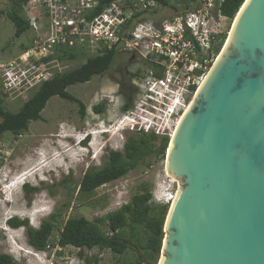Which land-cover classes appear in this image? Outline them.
Listing matches in <instances>:
<instances>
[{
  "label": "rangeland",
  "instance_id": "obj_1",
  "mask_svg": "<svg viewBox=\"0 0 264 264\" xmlns=\"http://www.w3.org/2000/svg\"><path fill=\"white\" fill-rule=\"evenodd\" d=\"M171 2L186 9L182 0ZM11 4L12 0H0V10L8 8ZM193 5L194 3H190V8H193ZM37 6L38 0H29L23 13L30 18V12L35 14ZM179 13L171 6L159 5L145 16L155 22H161ZM233 23L234 20L226 17L219 20L216 26L220 41L224 36L219 53L228 39ZM34 34L35 30L30 26L20 37H16L13 21L0 11V65L15 59ZM130 57L131 60L128 61ZM84 60L85 57L51 58L43 68L40 81L34 79L28 86L6 88L1 86L3 77H0V104L7 110L18 111L44 80L74 69ZM144 68L146 65L139 56L124 51L118 52L116 60L107 72L95 75L87 82L68 86V91L86 104L85 116L81 115L76 102L55 95L42 110V119L31 121L27 131L21 135L6 131L1 135L0 253L13 256L16 264L136 263L141 249L138 247L139 241L135 238L129 242L130 247L124 254L99 247H61L57 244V239L69 217L84 216L95 221L96 218L106 216L129 202L134 193L144 190V184L156 192L165 184H171L174 189H178V182L169 180L166 157L149 155L143 163L126 175L102 184L94 191H80V182L87 169H100L109 159L112 150L123 151L127 137L139 133L124 128L114 130L113 125L123 118L126 112L125 104L135 93L134 86H120L118 80L122 71H127L132 81ZM98 103L104 105V111L101 113L93 109ZM104 125L109 127L108 132L100 134V131H94L95 134H91L93 137L89 138L85 145L77 144L78 138L82 137L85 131L98 130L105 127ZM5 182L11 184L4 185ZM24 182L36 186L38 190L27 192L25 187H22ZM53 213L57 216L56 227L50 238V246L44 251H37L29 244L26 226L14 229L7 223L8 218L14 216L21 220L27 219L29 226L38 228L41 222L49 220ZM102 227L107 232V227Z\"/></svg>",
  "mask_w": 264,
  "mask_h": 264
},
{
  "label": "water",
  "instance_id": "obj_2",
  "mask_svg": "<svg viewBox=\"0 0 264 264\" xmlns=\"http://www.w3.org/2000/svg\"><path fill=\"white\" fill-rule=\"evenodd\" d=\"M158 264H264V0H245L166 153Z\"/></svg>",
  "mask_w": 264,
  "mask_h": 264
},
{
  "label": "built area",
  "instance_id": "obj_3",
  "mask_svg": "<svg viewBox=\"0 0 264 264\" xmlns=\"http://www.w3.org/2000/svg\"><path fill=\"white\" fill-rule=\"evenodd\" d=\"M222 2L201 0L197 7L155 22L145 14L159 7L156 0H111L97 14L101 0H38L37 12L28 17L35 34L15 59L0 65L1 86L13 89L38 81L47 58L57 51L76 50L86 57L114 49L128 52L146 68L131 81L134 96L114 130L172 138L219 55L216 26L226 18L219 12ZM176 193L165 184L153 191V201L171 205Z\"/></svg>",
  "mask_w": 264,
  "mask_h": 264
},
{
  "label": "trees",
  "instance_id": "obj_4",
  "mask_svg": "<svg viewBox=\"0 0 264 264\" xmlns=\"http://www.w3.org/2000/svg\"><path fill=\"white\" fill-rule=\"evenodd\" d=\"M111 0H101L100 6L95 9L94 14L102 11L105 4ZM162 7L171 6L175 11L184 12L190 8L197 7L201 0H182L185 8L178 7L171 0H156ZM245 0H224L219 7V12L232 20L235 19L240 7ZM11 7L0 10L11 19L15 25V36L20 37L31 26V20L23 13L25 5L29 0H12ZM224 36L219 44L221 47ZM26 45L23 47L25 48ZM118 52L116 49L103 52L94 56H84L81 52L72 50L57 51L51 58H82L85 60L76 68L55 74L53 77L43 81L34 94L26 100L21 108L16 111L5 109L0 104V139L6 131H11L15 135H21L28 130L29 124L33 120L42 119V110L48 100L57 95L61 98L76 102L82 116L86 115L87 106L84 101L68 91V86L75 83H84L91 80L95 75L107 72ZM131 57L128 58V61ZM122 88L133 86L127 71L123 70L118 80ZM130 100L125 104L128 107ZM94 111L101 113L104 105L98 103L93 107ZM169 136H157L155 134L138 133L131 134L124 143V150H112L109 159L105 161L100 169L89 168L85 172L81 182L80 191L91 192L102 184L118 179L126 175L131 170L137 168L145 161L149 155L166 157L169 145ZM27 192L37 191L36 186L30 183L23 185ZM144 190L132 195L129 202L122 205L118 210L108 213L106 216L96 218L91 221L84 216L69 217L63 224L57 239V244L61 247L72 245L75 247L110 249L117 254H124L130 247L132 238L139 241L138 247L141 255L137 257L135 264H157L162 242L165 235L164 223L169 204H159L153 201V189L149 185H143ZM56 214H51L49 220L41 222L38 228L28 225L27 219L10 217L7 223L16 229L21 226L27 227L28 242L37 251H44L50 246V238L56 227ZM107 227V232L103 229ZM143 236L140 237V235ZM0 264H16L15 259L8 253H0Z\"/></svg>",
  "mask_w": 264,
  "mask_h": 264
},
{
  "label": "clouds",
  "instance_id": "obj_5",
  "mask_svg": "<svg viewBox=\"0 0 264 264\" xmlns=\"http://www.w3.org/2000/svg\"><path fill=\"white\" fill-rule=\"evenodd\" d=\"M104 128V127H103ZM103 128H100V129H98V130H88V131H85V134L82 136V137H80V138H78V145H80V146H83V145H85L86 144V141L89 139V138H91V137H93V135L95 134L94 133V131H100V134H103V133H106V132H108L107 130H104ZM93 132V133H92ZM91 134H93L92 136H91ZM12 182V181H11ZM11 182H5L4 183V185H9V184H11ZM25 183H27V182H24L23 184H22V187H23V185L25 184ZM3 193H5V191L3 190Z\"/></svg>",
  "mask_w": 264,
  "mask_h": 264
},
{
  "label": "bare ground",
  "instance_id": "obj_6",
  "mask_svg": "<svg viewBox=\"0 0 264 264\" xmlns=\"http://www.w3.org/2000/svg\"><path fill=\"white\" fill-rule=\"evenodd\" d=\"M28 162H29V161H28ZM34 162H35V161H33V163H34ZM35 163H36V162H35ZM37 163H38V162H37ZM37 163H36V164H37ZM28 166H29V165H28ZM31 167H32V166H31ZM22 248H23V247H22ZM23 249H24V248H23ZM27 252H28V253H31V251H29V250H27Z\"/></svg>",
  "mask_w": 264,
  "mask_h": 264
},
{
  "label": "flooded vegetation",
  "instance_id": "obj_7",
  "mask_svg": "<svg viewBox=\"0 0 264 264\" xmlns=\"http://www.w3.org/2000/svg\"><path fill=\"white\" fill-rule=\"evenodd\" d=\"M13 3V2H12ZM12 5V4H11ZM11 5L9 7H11ZM7 9V8H6Z\"/></svg>",
  "mask_w": 264,
  "mask_h": 264
}]
</instances>
